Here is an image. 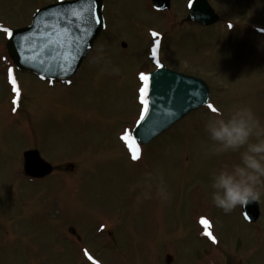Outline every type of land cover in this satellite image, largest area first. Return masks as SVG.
<instances>
[{
    "label": "rangeland",
    "instance_id": "374dc122",
    "mask_svg": "<svg viewBox=\"0 0 264 264\" xmlns=\"http://www.w3.org/2000/svg\"><path fill=\"white\" fill-rule=\"evenodd\" d=\"M55 1L0 0V264H165L166 254L171 264H264V196L254 224L241 206L212 204L213 172L239 153H213L204 129L208 115L242 105L264 125V0H210L230 29L185 22L181 1L169 14L105 0L106 30L72 84L14 71L17 96L4 29ZM154 45L166 66L205 79L217 111L193 110L138 145L139 74L158 61ZM31 147L57 168L41 180L23 173Z\"/></svg>",
    "mask_w": 264,
    "mask_h": 264
},
{
    "label": "water",
    "instance_id": "95a60500",
    "mask_svg": "<svg viewBox=\"0 0 264 264\" xmlns=\"http://www.w3.org/2000/svg\"><path fill=\"white\" fill-rule=\"evenodd\" d=\"M204 8L205 1L197 0L188 18L204 25L213 23L216 15ZM101 27V0H64L38 10L31 25L11 31L6 50L20 69L66 78L76 72ZM148 77L146 110L132 132L140 143L150 141L210 99L206 82L193 75L160 65ZM24 155L27 174L41 177L50 172L51 166L36 151ZM242 209L249 221L258 218L257 201Z\"/></svg>",
    "mask_w": 264,
    "mask_h": 264
},
{
    "label": "clouds",
    "instance_id": "9594fccd",
    "mask_svg": "<svg viewBox=\"0 0 264 264\" xmlns=\"http://www.w3.org/2000/svg\"><path fill=\"white\" fill-rule=\"evenodd\" d=\"M204 129L212 152H238L239 161L221 166L211 176L210 199L223 212L264 196V125L248 106L208 115ZM254 138V139H253Z\"/></svg>",
    "mask_w": 264,
    "mask_h": 264
},
{
    "label": "snow or ice",
    "instance_id": "6c2138e0",
    "mask_svg": "<svg viewBox=\"0 0 264 264\" xmlns=\"http://www.w3.org/2000/svg\"><path fill=\"white\" fill-rule=\"evenodd\" d=\"M72 15H76V13L73 12ZM4 31L5 32H8L9 35H11V32H9L8 29L5 28ZM152 35L153 36H156L158 34L155 33V32H153ZM156 55H157V50H156V47L154 45L153 46V49H152V56H153L154 59L156 58ZM157 67H160V64L158 62H157ZM139 76H140V80L143 82L142 87H140V89H139V92H140L139 99H140L141 103L145 105V110H146V105H147L146 96H147V92H148V81H149V77L145 73H140ZM9 79L12 81L13 91L15 93H17V96H18L19 95V89L16 87L15 80L12 78V69H9ZM13 103L14 104L16 103V100L15 99L13 100ZM208 107L211 108L213 112H216L217 111L215 108L212 107L211 104H209ZM13 111H15V108H13ZM141 116L143 117V111L141 112ZM122 139L127 140L128 139V134L125 133V135L122 137ZM139 156H140V150H139V148H136L131 158L133 160H137L139 158ZM201 223L207 224V221L204 220L203 218H201ZM205 235H208L211 238V233H209V232L206 231L205 232ZM89 259H91V257H89Z\"/></svg>",
    "mask_w": 264,
    "mask_h": 264
},
{
    "label": "flooded vegetation",
    "instance_id": "af4514ba",
    "mask_svg": "<svg viewBox=\"0 0 264 264\" xmlns=\"http://www.w3.org/2000/svg\"><path fill=\"white\" fill-rule=\"evenodd\" d=\"M178 1H181V2H183V6H184V10L186 11V9H185V2L187 1V0H170V9L169 10H166V11H164V10H161V12H170L171 13V11H172V3L174 2H178ZM159 12V11H158Z\"/></svg>",
    "mask_w": 264,
    "mask_h": 264
}]
</instances>
